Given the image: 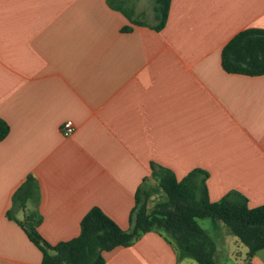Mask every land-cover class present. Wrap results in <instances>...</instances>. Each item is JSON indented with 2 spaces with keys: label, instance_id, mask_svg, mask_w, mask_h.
Wrapping results in <instances>:
<instances>
[{
  "label": "crops",
  "instance_id": "0c3cea01",
  "mask_svg": "<svg viewBox=\"0 0 264 264\" xmlns=\"http://www.w3.org/2000/svg\"><path fill=\"white\" fill-rule=\"evenodd\" d=\"M158 23L154 0H0V264H42L29 224L56 245L99 207L129 229L137 194L158 184L152 164L179 180L203 169L213 202L239 191L264 204V74L228 72L221 58L237 33L264 29V0H171ZM28 177L36 193L22 204ZM198 221L218 264H264L222 221ZM104 258L199 264L158 229Z\"/></svg>",
  "mask_w": 264,
  "mask_h": 264
},
{
  "label": "trees",
  "instance_id": "16d2710c",
  "mask_svg": "<svg viewBox=\"0 0 264 264\" xmlns=\"http://www.w3.org/2000/svg\"><path fill=\"white\" fill-rule=\"evenodd\" d=\"M157 30L167 22L171 0H154ZM126 30L128 27L125 28ZM222 65L232 73L264 74V29L248 28L237 33L223 48ZM9 125L0 120V141L9 133ZM157 186H146L136 196L130 216V228L123 229L99 207H93L82 219L77 237L51 245L36 225L26 232L42 251V264H105L104 252L129 246L142 234L158 229L178 246L180 257H190L199 264H218L217 245L212 235L199 223L209 218L222 221L229 231L248 247L250 260L264 249V204L250 207L248 198L239 191L227 193L219 201H211L206 171L193 169L179 180L168 167L152 164ZM32 177L16 191L14 198L23 202L36 193ZM161 190L167 199L150 212L149 196ZM21 225L23 223L19 222Z\"/></svg>",
  "mask_w": 264,
  "mask_h": 264
},
{
  "label": "built area",
  "instance_id": "2783aa9c",
  "mask_svg": "<svg viewBox=\"0 0 264 264\" xmlns=\"http://www.w3.org/2000/svg\"><path fill=\"white\" fill-rule=\"evenodd\" d=\"M76 130V124L73 120H66L61 126V132L64 136L72 135Z\"/></svg>",
  "mask_w": 264,
  "mask_h": 264
},
{
  "label": "rangeland",
  "instance_id": "374dc122",
  "mask_svg": "<svg viewBox=\"0 0 264 264\" xmlns=\"http://www.w3.org/2000/svg\"><path fill=\"white\" fill-rule=\"evenodd\" d=\"M165 195V194H164ZM165 197H166V195H165ZM166 199H167V197H166ZM156 200H160V196H157L156 197ZM166 201V200H165ZM239 241V240H238ZM239 243H240V247H243V248H245V247H247L246 245H244L241 241H239Z\"/></svg>",
  "mask_w": 264,
  "mask_h": 264
}]
</instances>
